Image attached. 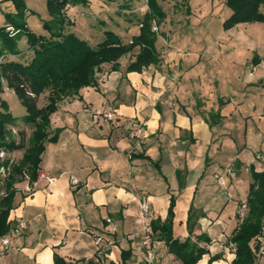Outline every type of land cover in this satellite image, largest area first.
Wrapping results in <instances>:
<instances>
[{"label":"crops","instance_id":"1","mask_svg":"<svg viewBox=\"0 0 264 264\" xmlns=\"http://www.w3.org/2000/svg\"><path fill=\"white\" fill-rule=\"evenodd\" d=\"M161 34L155 43L160 53L156 64L128 71L137 48L121 56L116 70L103 64L96 85L59 102L50 116L55 139L45 143L40 163L56 180L16 182L8 222L19 215L28 227L14 235L0 264H56V255L71 264H144L139 244L143 195L152 205L161 264H186L171 248L173 241L203 248L196 264H230L235 258L228 244L239 225L238 206L251 194L253 174L248 164L239 167L236 161L229 165L230 185L228 180L221 184L216 175L238 155V123L252 112L230 86L217 90L215 76L190 72V57L199 53L186 56L181 42L169 37L164 48ZM214 95L219 101L212 100ZM47 96L40 97L41 106ZM106 111L118 118L94 117ZM136 123L147 133L140 144L129 137ZM12 153L20 157L24 150ZM256 171H264V164ZM164 223L171 225L170 231L161 228ZM98 236L107 243L104 252L95 244ZM218 253L223 257L211 261ZM253 264H264V257Z\"/></svg>","mask_w":264,"mask_h":264},{"label":"trees","instance_id":"2","mask_svg":"<svg viewBox=\"0 0 264 264\" xmlns=\"http://www.w3.org/2000/svg\"><path fill=\"white\" fill-rule=\"evenodd\" d=\"M6 1L10 2L15 10L4 11L6 22L0 25V93L5 87L14 91L27 113L22 119L23 127L18 132L19 138L16 139L9 134L12 132L10 127L18 124L17 118L7 109L5 102H1L0 151L5 149L11 153L24 150L25 153L18 163H10L11 166L8 160L0 162V170L2 166L9 169L7 176L0 177V236H5L10 229L8 217L14 207L16 182L27 178L33 184L37 180L45 143L55 139V135L50 136V116L58 109L59 102L80 95L83 87L96 85L97 72L102 69L103 64L110 63L112 69L116 70L120 67L121 56L132 54L137 48L139 51L135 60L128 65V71H141L156 64L160 56L155 44L158 35L152 31L151 23L159 22L158 15L163 16L155 1L148 0L149 9L140 22L139 34L134 35L130 41H125L114 31L107 30V36L93 46L74 32L67 31V26L72 24V21L65 14V8L71 7L72 2L79 0L48 1L52 18L45 22V25L50 29L49 37L37 36L27 29L25 0H1L0 5ZM224 1L231 9L230 16L224 21L226 29L244 23H264V0ZM22 32L28 36V50L10 51L7 46L13 45L15 38ZM27 52L32 54L25 62L22 59H9L11 55L25 57ZM255 58L254 61L259 63L260 58ZM45 93H48L47 102L41 106L39 99ZM28 129L33 130L30 140L27 137ZM253 179L251 194L247 200L249 213L231 236V241L237 245V251L230 264H253L257 259L256 244L264 224V171H254ZM152 225L156 227L154 220ZM161 228L170 231L171 225L164 223ZM188 242L173 241L171 248L180 253L186 264H196L205 251L199 246L193 247ZM222 257L223 253L215 254L211 261ZM55 262L71 264L59 255L55 256ZM87 264H92V261Z\"/></svg>","mask_w":264,"mask_h":264},{"label":"rangeland","instance_id":"3","mask_svg":"<svg viewBox=\"0 0 264 264\" xmlns=\"http://www.w3.org/2000/svg\"><path fill=\"white\" fill-rule=\"evenodd\" d=\"M48 1L25 0L27 29L37 36L49 37L51 35L50 29L45 25V22L52 18ZM154 1L163 13V16H157L159 22L153 23L159 27L157 35L162 36L161 33H163L166 38L164 39V48L168 47L167 38L169 37L181 42L185 48L184 52L188 53L186 56L191 55L192 52L199 53V55L190 57L189 66H191H188L192 68L190 72L201 71L206 75L205 77L215 76L219 81L216 86L217 90L225 91L230 86L232 94L247 105L248 112H252V115L245 119L246 123L245 121L238 123L236 131L238 155L233 156L224 165L225 169L217 174L222 176L226 182L228 180L230 185L229 165L237 161L239 167L242 162L248 164L252 176L253 172L261 164H264V118H261L259 110L260 106L264 108V68L259 66L258 62L253 61L256 55L260 58V63L264 56V23H244L226 29L224 21L230 16L231 9L224 0ZM6 2L0 5V25L6 22L4 11L15 10L11 4L5 5ZM147 9L148 0H79L72 2L71 7L65 8V14L72 21V24L67 26V31L74 32L93 46L107 36V30L114 31L120 39L128 41L140 33V22L145 16L143 11H147ZM153 23L151 24L153 25ZM28 42L27 34L22 32L15 38L13 45L9 44L7 48L10 51L25 52L29 48ZM179 52L182 53L183 50ZM31 54L27 52L25 57L17 58L25 62L31 57ZM11 58L15 59V57H9V59ZM254 67L256 68L255 74L249 75ZM42 100L41 102L44 103ZM212 100L219 101L218 96L214 95ZM2 101L5 102L12 115L17 118L18 124L10 127L12 132L9 135L18 139V132L23 127L22 119L27 113L26 108L15 92L8 89H4L0 93V109H2ZM258 103L260 105L257 110L252 108ZM32 131V129L27 130L29 140L32 137ZM0 153L3 154L0 156V162L8 160L10 166L12 163H18L23 157L14 156L13 153L11 154L5 149H2ZM229 155L232 156L227 154V156ZM8 173L9 169L2 166L0 177H5Z\"/></svg>","mask_w":264,"mask_h":264},{"label":"built area","instance_id":"4","mask_svg":"<svg viewBox=\"0 0 264 264\" xmlns=\"http://www.w3.org/2000/svg\"><path fill=\"white\" fill-rule=\"evenodd\" d=\"M158 30H159L158 25L153 23L152 31L157 32ZM262 57L263 58L261 62L258 63V65L259 66L261 65L264 68V56ZM255 71L256 68L254 67L250 71L249 75L255 74ZM97 116H103L111 120H116L118 118V115L113 111H106V112L94 114V117ZM146 136H147L146 130L141 123H136L129 131V137L139 144L144 142ZM128 154H129V158H132V151H130ZM0 156H3V154L0 153ZM216 177L221 184L225 183V179L222 176L216 175ZM37 180H46L48 183H52L56 179L52 176H49L44 169H39L37 173ZM79 182H80L79 179L73 178L74 184L77 185L79 184ZM139 205H140L139 222L142 224V231L139 235V244L143 251V262L144 264H161V261L157 256V251L154 243L155 237L152 227L154 214H153L152 205L148 197L145 195L140 197ZM248 213H249V203L247 200H243L239 204L237 210V220L239 224H242L245 221ZM10 223L11 225L8 233L5 236L4 235L0 236V254L6 252L8 249L12 247L14 235L17 234L19 235V233L24 232L28 227L26 220L19 215L16 216ZM95 244L97 245L100 252H104L106 250L107 243L103 241L102 236H98L95 239ZM228 245L230 250L236 254L237 251L236 243L230 241ZM256 245L258 246L256 253L257 259H260L264 257V224L262 225L261 233L259 234L258 242ZM95 261L99 262L100 258H97Z\"/></svg>","mask_w":264,"mask_h":264}]
</instances>
